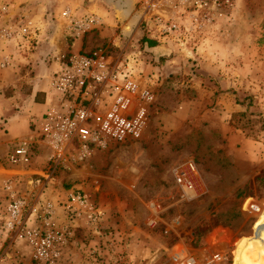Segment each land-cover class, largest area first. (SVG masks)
<instances>
[{
  "label": "rangeland",
  "instance_id": "rangeland-1",
  "mask_svg": "<svg viewBox=\"0 0 264 264\" xmlns=\"http://www.w3.org/2000/svg\"><path fill=\"white\" fill-rule=\"evenodd\" d=\"M126 3L129 14L122 9L124 20L109 26L118 43L91 52L135 55L141 80L154 81L141 134L105 148L74 142L58 157L40 135L42 120L29 121L17 146L8 139L36 39L30 30L26 45L25 17L13 12L25 0H0V264H42L6 228L13 200L29 227L44 228L50 211L54 227L67 231L55 264H175L176 254L198 264H264V182L256 181L264 170V0ZM18 146L28 162L13 170ZM189 162L198 195L185 200L175 171ZM71 193L86 196L95 221L89 208L69 215Z\"/></svg>",
  "mask_w": 264,
  "mask_h": 264
},
{
  "label": "built area",
  "instance_id": "built-area-1",
  "mask_svg": "<svg viewBox=\"0 0 264 264\" xmlns=\"http://www.w3.org/2000/svg\"><path fill=\"white\" fill-rule=\"evenodd\" d=\"M144 1L147 6L155 8L151 0ZM95 22L94 19H87L76 24L75 28L85 29L89 23ZM169 29L175 30L177 26L170 24ZM22 32L26 45H30V29L26 27ZM151 83L154 81L141 80L140 61L135 55L121 54L112 58L101 51L67 54L61 58V68L51 80L52 89L58 94V106L44 115L40 135L58 157L74 142L88 149L91 145L105 148L134 140L141 134L148 104L153 98ZM10 162L27 163V150L21 146L15 149ZM196 174L190 162L182 170L175 171L176 186L185 200H192L198 195L192 182V176ZM22 205L17 200L9 202L6 228L10 232L16 229L18 238L26 240L34 249L37 261L55 264L60 259L58 247L64 243L67 231L54 227L50 211L44 217V228L29 227L28 222H22L20 217ZM77 207L89 208V219L96 220V212L86 196L71 193L65 208L69 215H74ZM249 208L259 210L255 204H250ZM174 260L175 264H198L187 255L180 258L176 254Z\"/></svg>",
  "mask_w": 264,
  "mask_h": 264
},
{
  "label": "crops",
  "instance_id": "crops-1",
  "mask_svg": "<svg viewBox=\"0 0 264 264\" xmlns=\"http://www.w3.org/2000/svg\"><path fill=\"white\" fill-rule=\"evenodd\" d=\"M120 1L123 0H25L21 7L16 9V6H13L14 13L25 17L24 26L35 33L36 40L33 41L32 50L24 60L28 65L24 76L28 81L25 103L23 107L18 106L19 109L13 108V113L11 111L12 115L6 124L10 142L17 146L23 140H27L29 121L40 123L50 109L58 106V94L52 89L51 80L60 70L63 56L91 52L107 41L113 45L118 43L119 37L111 38L110 27L116 25L115 19L124 20L120 11L127 7H122ZM87 19H94L96 22L89 23L85 29L75 28L76 24H81ZM123 28L128 35L127 25ZM93 42L97 45L95 46ZM146 45L150 50H156L158 46L156 43L153 46ZM14 87L17 88L15 93L19 95L20 88L15 84ZM24 98H21V101ZM1 113L4 112L0 110ZM0 145L4 143L0 142ZM1 155L3 152L0 151V157ZM18 164L13 163V170L19 167ZM2 169L5 170L3 167ZM25 170L31 169L27 167Z\"/></svg>",
  "mask_w": 264,
  "mask_h": 264
},
{
  "label": "trees",
  "instance_id": "trees-1",
  "mask_svg": "<svg viewBox=\"0 0 264 264\" xmlns=\"http://www.w3.org/2000/svg\"><path fill=\"white\" fill-rule=\"evenodd\" d=\"M155 44V42H153V41H149L148 42V45L150 46H153ZM256 181L257 182H264V170L263 171H261V173H260V175H258L257 177H256Z\"/></svg>",
  "mask_w": 264,
  "mask_h": 264
},
{
  "label": "flooded vegetation",
  "instance_id": "flooded-vegetation-1",
  "mask_svg": "<svg viewBox=\"0 0 264 264\" xmlns=\"http://www.w3.org/2000/svg\"><path fill=\"white\" fill-rule=\"evenodd\" d=\"M121 2V6L122 7H127V8H129V6H130V4H127L126 3V0H123V1H120ZM119 4V3H118ZM124 9H126V8H124Z\"/></svg>",
  "mask_w": 264,
  "mask_h": 264
},
{
  "label": "water",
  "instance_id": "water-1",
  "mask_svg": "<svg viewBox=\"0 0 264 264\" xmlns=\"http://www.w3.org/2000/svg\"><path fill=\"white\" fill-rule=\"evenodd\" d=\"M130 10H131V8H130ZM122 14H124V15L129 14V8L128 9H124V11H122Z\"/></svg>",
  "mask_w": 264,
  "mask_h": 264
}]
</instances>
